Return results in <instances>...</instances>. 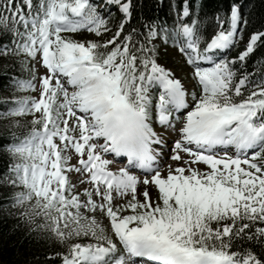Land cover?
Instances as JSON below:
<instances>
[{
	"label": "snow or ice",
	"instance_id": "snow-or-ice-1",
	"mask_svg": "<svg viewBox=\"0 0 264 264\" xmlns=\"http://www.w3.org/2000/svg\"><path fill=\"white\" fill-rule=\"evenodd\" d=\"M0 264H264V0H0Z\"/></svg>",
	"mask_w": 264,
	"mask_h": 264
}]
</instances>
